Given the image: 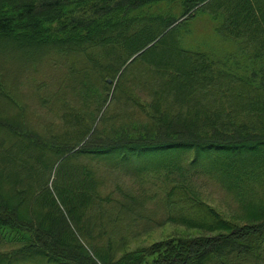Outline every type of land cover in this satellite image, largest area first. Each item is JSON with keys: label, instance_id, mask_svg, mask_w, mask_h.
<instances>
[{"label": "trees", "instance_id": "trees-1", "mask_svg": "<svg viewBox=\"0 0 264 264\" xmlns=\"http://www.w3.org/2000/svg\"><path fill=\"white\" fill-rule=\"evenodd\" d=\"M199 9L234 49L222 67L176 30ZM50 46L81 63L83 124L49 145L0 110V131L25 148L0 165V244L17 246L0 264H264V0H0V63H33ZM91 46L92 57L67 51ZM89 64L93 78L80 77ZM160 170L173 187L160 184L152 212L147 189L158 183L113 186ZM190 175L228 192L235 219L201 200ZM115 221L131 227L126 244L166 224L195 234L127 249L111 236Z\"/></svg>", "mask_w": 264, "mask_h": 264}, {"label": "rangeland", "instance_id": "rangeland-1", "mask_svg": "<svg viewBox=\"0 0 264 264\" xmlns=\"http://www.w3.org/2000/svg\"><path fill=\"white\" fill-rule=\"evenodd\" d=\"M179 9L180 8L176 6L174 11H179ZM95 11L101 10L98 9ZM148 11L150 12V9ZM214 26L215 23L208 12L204 9H199L193 17L180 23L176 30L182 38L181 41L185 47L206 52L218 66L222 67L224 65L222 63V55L234 49L231 46L232 44H226L221 41L219 35L214 30ZM123 34L126 35L127 32L123 31ZM44 48H50L48 49L49 52L44 54V56H46L44 59L37 60L33 63L25 62L23 63L25 65H23L18 58L13 59L10 63H4V58L0 57L4 61L0 63V88L5 93H8L9 96V98L1 97L0 103L2 105H0V110L3 116L14 121H21V130H31L51 145L54 136L71 137V132H80V125L83 124V120L77 112L81 113V110L86 107L84 105L82 93H87V89L82 87L75 77L76 71H80L81 69L79 60L61 56L63 50L58 51L56 47L50 46ZM72 48L75 51V47ZM95 49L94 46H91L84 52L77 51L75 53L73 51H67L73 56L92 57L95 56L93 54ZM113 52L112 48L105 49V54L112 55ZM80 61L82 62L81 59ZM86 74L88 78H93V68L90 64L88 72L81 73L80 77ZM114 83L115 81L112 83L113 86ZM125 84L126 83H122L123 87ZM169 88H172L170 83ZM208 89V94H212L213 86L209 85ZM143 92H149V88L143 87ZM152 92L153 89L150 92L151 95ZM207 100L210 99L208 98ZM212 103L213 96L211 101L207 104L211 105ZM116 104V109L118 111L124 106L121 102H117ZM100 109V111H102L103 107ZM93 128L94 125H92V129ZM9 134L11 135L10 132L0 131V144L5 146V149L0 153V165L7 153L15 154L20 151H22L21 153L23 154L25 153L24 143H22L21 139L11 135L12 138L16 139L14 140ZM185 153L188 154V157H191L193 151ZM170 158L171 154L169 152L159 154L151 153L142 157V163H149L148 165L158 164L160 162L165 163V161H168ZM116 160H118V158ZM118 165L119 167L124 166L120 161ZM146 174L147 176L143 177L141 182H139L138 179L133 182L134 185L130 180L121 177L119 179L120 184L117 183L113 186L125 185L128 181L129 183L127 186L133 187L136 193L139 184L158 183L155 187L147 189L149 194H157L156 197H152L147 203L148 210L152 212L154 207L152 204L153 199H155L158 204H162L159 202V198L162 196V194L159 193L161 188L160 184L168 185V187L173 186L171 182L165 180L163 170L159 172L149 171V173ZM190 180L191 189L199 194L201 200L214 207L215 210L227 220L235 219V215H233L234 213L232 211L235 206L230 195H226L225 193L228 192L221 188L212 178L204 175H190ZM155 209L157 212L161 211L166 214L170 210L174 211L173 207H168L163 211L160 207H155ZM156 216H159V213H157ZM121 224L122 223L118 221L111 224L113 226L111 236H115L114 239L117 244L122 243L124 248L127 249H132L137 246H147L160 240H168L172 237H176V235L195 234L193 229H188L176 224H166L154 229L148 234L143 232L136 238V241L127 242L126 244V242H123L120 238L123 237L127 240H131L129 239L131 238L129 235L133 232L131 227L126 223L124 225ZM125 232L128 233L123 234ZM15 251H17V246L15 245L8 246L6 244H0V252L12 254ZM151 259L152 257L149 256L148 260Z\"/></svg>", "mask_w": 264, "mask_h": 264}]
</instances>
